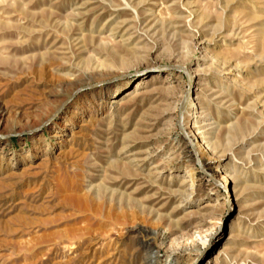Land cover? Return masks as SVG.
Segmentation results:
<instances>
[{
    "label": "rangeland",
    "instance_id": "1",
    "mask_svg": "<svg viewBox=\"0 0 264 264\" xmlns=\"http://www.w3.org/2000/svg\"><path fill=\"white\" fill-rule=\"evenodd\" d=\"M0 102V264H264V0H0Z\"/></svg>",
    "mask_w": 264,
    "mask_h": 264
},
{
    "label": "bare ground",
    "instance_id": "2",
    "mask_svg": "<svg viewBox=\"0 0 264 264\" xmlns=\"http://www.w3.org/2000/svg\"><path fill=\"white\" fill-rule=\"evenodd\" d=\"M41 78H42V72H39V74H38V78L36 79V80H38L44 87H48V86H50V88L52 89H54L55 87H58V86H60V82H58V81H56V80H51V82H47V81H43V80H41ZM190 78L193 80V78H195L194 77V73H192L191 74V76H190ZM28 82V81H27ZM145 82V78H139V79H137L136 81H134L133 83H132V85L129 87V88H127V89H125L122 93H124L122 96H126V95H128V94H131V93H134V92H136L139 88H141L142 86H143V83ZM194 83V82H193ZM192 88L193 87H191L190 88V90H189V92L190 93H192ZM58 89V88H57ZM60 89V88H59ZM58 89V90H59ZM48 91V90H47ZM196 99H197V96H196V94H194V96H192L191 97V99H190V102H189V104H188V108H190V109H192L193 110V112H195L194 111V109H196ZM111 103H116V100L115 99H112L111 101H110ZM1 103V102H0ZM65 103H61L60 105H58V106H56L55 108H56V110H62L63 108H65ZM5 108H4V106L2 105V104H0V118H1V116H2V114H3V112H5ZM54 113V112H53ZM65 114H67L68 115V112L67 111H65L64 112ZM71 114L73 115L74 113L73 112H71ZM52 115L53 114H51L50 115V117L49 118H51L52 117ZM69 118H67V119H69V120H71L72 119V117L71 116H68ZM53 124L55 125V127H53L52 128V135H57V138H58V140L54 143V146L55 147H57L58 149H59V152L61 153V156L63 157V156H65L66 155V153H67V150L66 149H61V145H62V136H64V132H65V128L63 127V128H60L59 126H58V123H56V122H54L53 121ZM188 130H186V129H184V126L182 125V129H181V133L183 134V136L186 138V140H187V142L190 144V146L193 148V151H194V153L196 154V152H195V148L194 147H198V149L201 151V152H205L207 149H208V141H202V139L203 138H205V137H199V136H197V132H195V130L194 129H190V128H187ZM50 147V146H49ZM66 147V146H65ZM60 153H59V155H60ZM33 154V153H32ZM32 155H30V157H31ZM29 158V157H28ZM63 158H65V157H63ZM23 159V158H22ZM8 160V159H7ZM11 160V159H10ZM13 160V159H12ZM63 160V159H62ZM65 160V159H64ZM11 162V161H10ZM64 162V161H63ZM67 162V161H66ZM201 162V161H200ZM201 164V163H200ZM10 165V164H9ZM11 166H12V164H11ZM202 166L204 167V164H202ZM204 170H205V172L209 175V176H211V177H215L216 176V174H215V171H213V170H211V169H209V168H207L206 166L204 167ZM25 171V170H24ZM23 171V172H24ZM13 172V171H12ZM22 172V171H21ZM22 172V173H23ZM7 173H10V172H7ZM6 173V174H7ZM15 174H19L18 172H16ZM17 176V175H16ZM7 177V176H6ZM190 178V180L193 182V177L190 175L189 176ZM221 180H223L224 182L223 183H220L221 185H220V187L221 188H225V190L226 191H230L231 190V187L228 185V181L226 180V179H223V178H221ZM2 181V180H1ZM31 188V187H30ZM29 191V190H28ZM193 191L191 190L190 191V193H192ZM3 195V194H2ZM227 201V200H226ZM21 202V201H20ZM21 207V206H20ZM18 211V210H17ZM129 215V214H128ZM14 217V216H13ZM11 220V219H10ZM19 221V220H18ZM20 223H21V221H20ZM22 224V223H21ZM204 244L206 245V242H204ZM151 250V249H150ZM214 257V256H213ZM154 258H155V256H154V254H153V256H152V258H151V260H150V262H153V260H154Z\"/></svg>",
    "mask_w": 264,
    "mask_h": 264
},
{
    "label": "water",
    "instance_id": "3",
    "mask_svg": "<svg viewBox=\"0 0 264 264\" xmlns=\"http://www.w3.org/2000/svg\"><path fill=\"white\" fill-rule=\"evenodd\" d=\"M191 87H192V86H190V87L187 89V92H186V94H185V96H184L183 102L181 103V106H180L179 111H178V115H177V123H178V126H179V128H180V131H181V129H182V113H183V110H184L185 104H186V102H187V100H188V96L190 95L189 90H190ZM182 135H183V134H182Z\"/></svg>",
    "mask_w": 264,
    "mask_h": 264
}]
</instances>
